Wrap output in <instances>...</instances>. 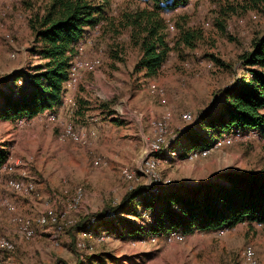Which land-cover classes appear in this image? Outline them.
Wrapping results in <instances>:
<instances>
[{"label": "rangeland", "instance_id": "rangeland-1", "mask_svg": "<svg viewBox=\"0 0 264 264\" xmlns=\"http://www.w3.org/2000/svg\"><path fill=\"white\" fill-rule=\"evenodd\" d=\"M49 1L0 0V86L13 73L30 71L42 61L32 54L35 41L30 20L44 13ZM94 1L106 6L108 19L78 44L79 56L72 65L85 61L87 69L74 87L66 84L67 93L80 90L90 101L84 95H79L83 99L65 96L60 118L0 120V148L9 155L0 167V197L15 206L9 211L0 204V236L15 244L13 251L0 249L3 264H91L89 258L96 256L102 259L98 264H117L116 260L119 264L120 260L127 264H246L248 248H254L257 264H264L260 224L242 223L170 239L160 230L129 242L104 234L82 232L76 239L70 234V226L80 219L119 204L130 190L152 186L144 166L160 135L164 143L157 177L150 176L158 184L153 186L156 191L168 185L197 187L224 172L264 171V138L258 131L213 134L220 145L215 146L216 141L204 157L195 156L193 143L184 137L190 129L203 134L205 118L226 102L225 90L248 77L243 57L254 40L264 35V0L255 4L252 0H190L166 12L168 40L174 48L150 81L144 80L143 72H134L141 52L130 40V29L121 25L125 13L148 4L144 0ZM180 26L202 32L194 48L176 45ZM103 114H107L101 119L106 139L112 141L105 147V142H94L88 131L79 128ZM69 125L80 139L67 134ZM116 141L117 153L110 147ZM17 159L19 164L13 162ZM124 169L134 171V179H125ZM18 180L35 182L38 195L13 190L11 184ZM77 194L82 195L78 203L74 201ZM48 209L63 217L55 224H41ZM128 212L129 220L141 222L135 210L128 208ZM116 214L108 210L110 218ZM23 225L35 228L33 238L22 234Z\"/></svg>", "mask_w": 264, "mask_h": 264}, {"label": "trees", "instance_id": "trees-1", "mask_svg": "<svg viewBox=\"0 0 264 264\" xmlns=\"http://www.w3.org/2000/svg\"><path fill=\"white\" fill-rule=\"evenodd\" d=\"M144 1L148 5L125 13L121 25L130 29V40L141 52L134 72L151 77L159 73L174 48L168 40L170 26L164 14L187 5L190 0ZM107 19L103 3L50 0L45 12L30 20L35 41L32 54L44 63L30 71L13 73L0 86L3 89L0 120H29L59 107L67 94L72 63L79 56L78 44ZM178 29L176 45L194 48L202 37L200 30L185 26ZM243 58L248 77L225 90L224 105L205 118V134L193 129L184 134L193 143L192 151L212 148L219 140L213 134L251 130L264 138V35L254 40L252 49ZM8 158V151L0 148V167ZM128 208L136 211L134 216L140 223L124 217H130ZM108 210L115 211L117 216L110 218ZM242 223L264 227V171L224 172L192 188L171 185L159 191L153 186L135 188L119 204L75 222L70 226V234L74 239L82 232L116 237L127 234L142 240L160 234L161 230L170 239L196 232H218ZM92 259L89 258L91 264Z\"/></svg>", "mask_w": 264, "mask_h": 264}, {"label": "bare ground", "instance_id": "bare-ground-1", "mask_svg": "<svg viewBox=\"0 0 264 264\" xmlns=\"http://www.w3.org/2000/svg\"><path fill=\"white\" fill-rule=\"evenodd\" d=\"M86 69H87V62L85 61H79L72 65L71 70H70V78L67 83L68 88L74 87L76 85L81 72H83ZM54 117L56 116H52V118ZM187 117L188 119H190L191 115L188 114ZM158 126L160 127V130L163 131L162 124L159 123ZM67 134L75 139H78V138L80 139V136L73 131V127L71 125H69L67 128ZM163 143H164L163 136L162 135L158 136L156 140L154 141V143L152 144V149H154L152 152V158L149 157L145 162V166H144L145 174L146 175L148 174L149 176L153 178L157 177L156 167L158 164V159L160 158ZM217 145H220V142H217L215 146ZM208 153H209V149H202L199 151H195V156L204 157ZM95 164L96 165L100 164V161H96ZM122 173H123L124 178L127 180H132L135 177V173L132 170L124 169ZM11 187L13 190H15L16 192H19L21 195H24V196L37 194L36 184L35 182H32V181H26V180L14 181L12 182ZM81 199H82V195L77 194L74 201L78 203L80 202ZM0 204L4 206L5 208H7L9 211L15 210V206L13 202L8 198L0 197ZM60 217H63V216L58 215L52 209H48L46 214L40 218V223L45 224V225L55 224L58 222ZM20 230L22 234L27 238H33L36 234L35 228L29 225L21 226ZM0 249L13 251V249H15V244L13 240H11L10 238L0 236ZM245 258H246V261H245L246 264H257L254 248L247 249ZM0 264H3L1 259H0Z\"/></svg>", "mask_w": 264, "mask_h": 264}, {"label": "crops", "instance_id": "crops-1", "mask_svg": "<svg viewBox=\"0 0 264 264\" xmlns=\"http://www.w3.org/2000/svg\"><path fill=\"white\" fill-rule=\"evenodd\" d=\"M87 46L86 47H88V44H86ZM88 50V49H87ZM43 61V60H42ZM42 61H40V63L42 62ZM39 63V64H40ZM31 72H33V71H31ZM145 75V74H144ZM85 77V76H84ZM83 77V78H84ZM144 80H146V81H150V77H147V76H145V78H144ZM84 90V89H83ZM76 91V90H75ZM75 91H73V92H68L67 93V95H66V97L68 96V97H72L73 95H75L76 97H79V98H81V96H79V95H84L85 96V94L83 93V92H81L80 90H78L77 92H75ZM86 97V99L88 100V101H90L89 100V98H87V96H85ZM81 99H83V98H81ZM63 103H64V101H63ZM63 103L59 106V107H57L56 109H54V110H47V111H45V112H43V113H40V114H38L37 116H35L34 118H32L31 119V122H37V121H40V120H42L44 117H46V115L49 113V112H51V111H54V112H56V113H58V115L60 116V115H62V114H64V109H65V107L63 106ZM91 107V106H90ZM101 111V110H100ZM93 113V111H88V115H91ZM107 114H103V115H99V117H95V118H93V117H91L90 119H89V121H88V125L87 126H85V128H83V127H79L80 129H83V130H85V131H88V133L91 135V138L92 139H94V142H96V143H98V144H102L103 142H105L103 145H104V147H105V145H107V142H112L110 139L109 140H107L106 138L108 137V134L106 133V132H104V130H105V126H104V122H101V119L102 118H105V116H106ZM110 120H112V116L110 117ZM16 121V120H15ZM92 121V122H91ZM94 121V122H93ZM141 122V121H140ZM140 126H142V123H140ZM119 145V143L116 141L113 145L112 144H110V147H111V150H113L115 153H117L118 151H119V149H118V146ZM98 146V145H97ZM103 147V146H102ZM130 151L132 152L133 151V149L132 148H130ZM21 160H19V159H17V160H13V162H16V163H18L19 164V162H20ZM27 208V207H26ZM124 217H126V218H129L128 216H124ZM122 231H124V229H122ZM125 233V232H124ZM115 238H119V239H121V240H123L124 242H129L130 241V239H132L129 235H127V234H125L123 237H116V236H114ZM190 237V236H189ZM188 237V238H189ZM128 257H130V256H128ZM118 259V258H117ZM100 260L102 261V259L100 258V257H98V258H93L92 259V264H98V262H100ZM114 262H116L117 264H119L118 262H117V260L116 261H114ZM127 262L128 261H126V260H123V261H121L120 260V264H127ZM169 264H171V263H169Z\"/></svg>", "mask_w": 264, "mask_h": 264}, {"label": "built area", "instance_id": "built-area-1", "mask_svg": "<svg viewBox=\"0 0 264 264\" xmlns=\"http://www.w3.org/2000/svg\"><path fill=\"white\" fill-rule=\"evenodd\" d=\"M70 92H71V89H70ZM69 100H70V98L68 99V101H66V102H68L69 103ZM48 116H57V117H59V115H58V113H56V112H49L48 114H47V117ZM60 118V117H59ZM22 121H24V119H22ZM153 150L154 149H152L151 148V158H152V152H153ZM148 175V174H147ZM148 180H149V184H151L152 186H155V185H158V184H155L154 182H153V179L148 175Z\"/></svg>", "mask_w": 264, "mask_h": 264}]
</instances>
